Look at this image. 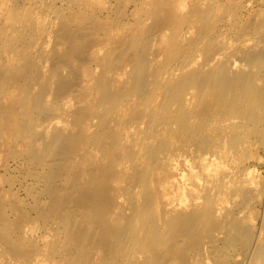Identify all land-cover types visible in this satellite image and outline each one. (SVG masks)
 <instances>
[{"label":"bare ground","instance_id":"1","mask_svg":"<svg viewBox=\"0 0 264 264\" xmlns=\"http://www.w3.org/2000/svg\"><path fill=\"white\" fill-rule=\"evenodd\" d=\"M102 1L0 0V166L27 194L1 184L0 264H263L264 40L228 53L229 0Z\"/></svg>","mask_w":264,"mask_h":264},{"label":"rangeland","instance_id":"2","mask_svg":"<svg viewBox=\"0 0 264 264\" xmlns=\"http://www.w3.org/2000/svg\"><path fill=\"white\" fill-rule=\"evenodd\" d=\"M104 1V3H103V6H104V4H105V6L106 7H110V6H117V2H116V0H103ZM102 1V2H103ZM169 2L171 3V1L169 0ZM225 2H227V3H229L230 4V6H229V4L227 5V3H225L226 4V6H227V8H228V6H229V9L230 10H233L235 13H237V18H234L233 20L231 19V20H229L228 18H226L227 17V14L225 13L224 14V16H226L225 18H224V21H223V23H221L222 25H221V31H222V33H224L226 36H227V38H226V47H228V50H229V48H230V50L228 51V53L230 54H234L236 51H240L239 49H241V48H243V47H241V44H242V46L245 44V42H246V44H248V42L250 41L251 43H253V42H255V41H257V40H260V39H263L264 40V29L263 28H261V25L260 24H262V20H264V0H229V1H225ZM233 4V5H232ZM232 5V6H231ZM234 5H235V7H237L236 9H235V7H234ZM132 8V7H131ZM261 13H263V14H261ZM104 14H105V12H104ZM258 14V15H257ZM129 15V14H128ZM263 17H262V16ZM130 16V15H129ZM223 16V17H224ZM103 17H105V18H109L108 17V14H106V15H103ZM132 17H130L128 20H130V21H133V18L131 19ZM252 18V19H251ZM261 18V20H256V19H260ZM263 18V19H262ZM255 20V21H254ZM233 21V22H232ZM240 21V22H239ZM251 21V22H250ZM257 21V22H256ZM248 22V23H247ZM249 22L252 24H249ZM151 23H153V21H150V20H148L147 21V26H149L150 28H155L156 27V29H154V31H157V28H159L156 24H151ZM242 23V24H241ZM244 23H245V25H244ZM254 23H259L258 25L256 24V26L255 27H257V28H254L253 29V27H254ZM150 24H151V26H150ZM238 24H239V26H238ZM241 24V25H240ZM247 24H249V26H247L246 27V25ZM232 25V26H231ZM153 26V27H152ZM235 26V27H234ZM250 26H253L252 27V29H251V27ZM258 26H260V28L258 27ZM231 27H233L232 29H231ZM248 27H249V29H248ZM245 30H244V29ZM237 29V30H236ZM256 29V30H255ZM226 31V32H225ZM246 31H247V33H246ZM253 31V32H252ZM255 31V32H254ZM236 32V33H235ZM239 32V33H238ZM261 32V33H260ZM235 33V34H234ZM242 33H244V34H242ZM250 33V34H249ZM248 34V36L250 37V36H252L253 37V39H252V41H251V39L248 37V36H246ZM252 34V35H251ZM259 34V35H258ZM244 35V36H243ZM258 35V37H255V36H257ZM262 35V36H261ZM243 36V37H242ZM247 37V40H245V39H243V38H246ZM260 37H262V38H260ZM241 38L243 39V40H241ZM255 38V39H254ZM239 39H240V41H239ZM257 39V40H256ZM239 41V42H238ZM245 41V42H244ZM238 43V45H236L235 47V50H232L231 48L235 45V44H233V43ZM249 42V43H250ZM232 43V44H231ZM228 44V45H227ZM240 44V45H239ZM229 45H231V47L229 46ZM233 49H234V47H233ZM237 49V50H236ZM242 63V62H241ZM241 63H239V65L238 66H240V64ZM246 63H242L241 65L243 66L244 65V67L247 65H245ZM243 67V68H244ZM257 69V68H256ZM258 70V69H257ZM193 91V90H192ZM191 91V93H194V91L192 92ZM256 140H257V144H258V142L260 141V139L259 138H256L255 139V142H256ZM257 147H259V148H257ZM251 149H253V150H251V155H250V157H249V159L247 160V162H246V167H248V168H250L251 170H253V171H255V175H257L256 176V178L258 177V182L259 183H261V184H264V146L263 147H261L260 145H256V146H252V148ZM0 173H2V174H0V178H4L5 180L4 181H2L3 179H0V187H2L1 186V184L3 185V187H5V189L6 190H13V194H14V196L15 197H17L18 196V198H24V199H26L27 198V194H26V191L25 192H23V188L21 187V185L20 184H16L15 186H12V184H6L5 183V181H6V179H7V177H9L10 175H16L17 177H18V174H17V172L18 171H14L13 170V167H11L9 170H6V169H2V167L0 166ZM187 168V167H186ZM184 170L185 169V167L183 166L182 168H181V170ZM7 174V175H5V173ZM8 172H11L12 174H10V173H8ZM15 173V174H14ZM2 175H4V177H2ZM9 175V176H8ZM186 175H187V177L190 175L188 172L186 173ZM18 178H20V176L18 177ZM261 180V181H260ZM2 181V182H1ZM7 185V186H6ZM2 187V188H3ZM12 189H11V188ZM19 187V188H18ZM2 188H0V190L2 189ZM13 188H15V190L13 189ZM16 188H18V191H17V189ZM22 191H21V190ZM16 191V192H15ZM18 193L20 194V196L18 195ZM24 194V195H23ZM26 194V195H25ZM24 196V197H23ZM26 196V197H25ZM261 196V200L263 199V197H264V193H263V195H260ZM263 196V197H262ZM261 200H259V201H261ZM255 202V203H253V204H251V206H250V210H251V208H252V213L253 214H257V216L256 217H258V218H256V223H254V224H252L251 222H249V220H245V222L243 223L244 225H245V227H247V226H251V224H252V228H250L251 230L255 227V229H253V230H255V231H253V233H254V235H255V237H256V235L258 236V234L260 235H262L263 236V238H264V233H263V231H264V207L261 205V203L260 202ZM255 204V205H254ZM247 210V209H246ZM255 210V211H254ZM240 210H238V214L241 216V217H244L243 216V214L241 215L240 214V212H239ZM241 211L243 212V209H241ZM249 210H247V211H245V212H247L246 214H247V216H248V214H250V212H248ZM255 214V215H256ZM254 215V216H255ZM13 219H14V217H12ZM246 223H247V226H246ZM249 223V224H248ZM254 225V226H253ZM244 227V226H243ZM259 231H260V233H259ZM257 232V233H256ZM220 245H222V243H218V245L217 246H220ZM243 245V244H242ZM242 245H241V247H242ZM246 247H248L247 245H245ZM240 247V244H239V247L237 248V250H235V251H237L239 254H242V252H245V250L247 249V248H243L244 250H242L241 251V248ZM2 248V249H1ZM4 246H2V245H0V249H1V251H0V256H1V259H2V257H4V254H5V251H4ZM221 247H219V249H220ZM3 250V251H2ZM230 250V249H229ZM216 251H218V247H217V250ZM235 251H233V252H231V251H229L231 254H228L229 252H227V253H225V255L227 256V254L228 255H230V256H225L224 255V253H222L223 255L222 256H217V255H212V258L213 257H218L219 259H220V261H222L223 260V263L221 262V263H219V264H225V261H226V264H236V259H238V258H236V259H234L235 257H232V255H238V256H240L239 254H237V253H235L234 254V252ZM241 251V252H240ZM220 255V254H219ZM223 256L225 257V260H224V258H223ZM5 258V257H4ZM211 258V259H212ZM218 258H217V260H215V259H213V260H215V261H218ZM226 258H228V260L226 259ZM0 259V261H2ZM7 259V258H6ZM239 259H240V257H239ZM264 259V258H263ZM262 259V261H264ZM212 260V261H213ZM235 261L234 263H233V261ZM241 260V259H240ZM214 261V262H215ZM256 261V263H254ZM253 260V262H251L252 264H259L260 262H257V260ZM260 264H262V263H260ZM263 264H264V262H263Z\"/></svg>","mask_w":264,"mask_h":264}]
</instances>
